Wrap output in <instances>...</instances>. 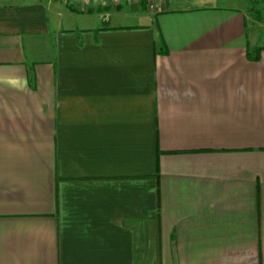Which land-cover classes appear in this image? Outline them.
<instances>
[{
    "label": "crops",
    "instance_id": "obj_1",
    "mask_svg": "<svg viewBox=\"0 0 264 264\" xmlns=\"http://www.w3.org/2000/svg\"><path fill=\"white\" fill-rule=\"evenodd\" d=\"M251 13L0 0V264H264Z\"/></svg>",
    "mask_w": 264,
    "mask_h": 264
},
{
    "label": "built area",
    "instance_id": "obj_2",
    "mask_svg": "<svg viewBox=\"0 0 264 264\" xmlns=\"http://www.w3.org/2000/svg\"><path fill=\"white\" fill-rule=\"evenodd\" d=\"M70 5L103 4L117 7L121 4H144L147 10L154 11L160 1L163 0H64Z\"/></svg>",
    "mask_w": 264,
    "mask_h": 264
},
{
    "label": "rangeland",
    "instance_id": "obj_3",
    "mask_svg": "<svg viewBox=\"0 0 264 264\" xmlns=\"http://www.w3.org/2000/svg\"><path fill=\"white\" fill-rule=\"evenodd\" d=\"M249 1V6L251 10V16L255 19L253 11L256 9H263L262 14L264 13V4L261 2V0H248ZM150 11V10H148ZM256 20V19H255ZM261 33H264V30H261Z\"/></svg>",
    "mask_w": 264,
    "mask_h": 264
},
{
    "label": "trees",
    "instance_id": "obj_4",
    "mask_svg": "<svg viewBox=\"0 0 264 264\" xmlns=\"http://www.w3.org/2000/svg\"><path fill=\"white\" fill-rule=\"evenodd\" d=\"M261 2L264 4V0H261ZM263 10V9H262ZM262 10L261 9H256L253 11L254 13V17L257 21H261L262 20ZM260 48H257L256 51H259ZM249 57H252V58H256L257 57V54L251 56L248 54Z\"/></svg>",
    "mask_w": 264,
    "mask_h": 264
}]
</instances>
